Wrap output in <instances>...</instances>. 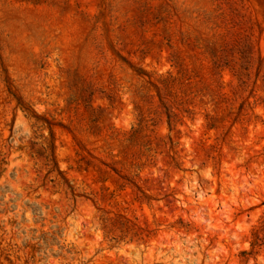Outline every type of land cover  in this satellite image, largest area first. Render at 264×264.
<instances>
[{"label":"rangeland","instance_id":"obj_1","mask_svg":"<svg viewBox=\"0 0 264 264\" xmlns=\"http://www.w3.org/2000/svg\"><path fill=\"white\" fill-rule=\"evenodd\" d=\"M0 264H264V0H0Z\"/></svg>","mask_w":264,"mask_h":264}]
</instances>
